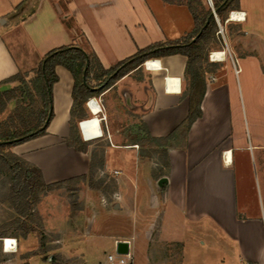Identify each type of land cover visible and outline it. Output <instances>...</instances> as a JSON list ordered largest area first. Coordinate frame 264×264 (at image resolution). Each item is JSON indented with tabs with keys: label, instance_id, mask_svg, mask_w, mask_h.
<instances>
[{
	"label": "crops",
	"instance_id": "1",
	"mask_svg": "<svg viewBox=\"0 0 264 264\" xmlns=\"http://www.w3.org/2000/svg\"><path fill=\"white\" fill-rule=\"evenodd\" d=\"M233 11L240 18L230 20ZM228 12L226 21L238 30L228 34L226 49L212 51L223 52L221 59L211 57L220 69L208 78L203 71L200 115L176 131L167 147L168 165L140 153L139 138L124 145L115 143L110 131L103 138L108 143L102 167L113 162L121 168L114 173L112 193L120 229L103 222L86 225L82 234L59 222L61 235L43 253H33L39 247L36 230L0 233V264H63L69 258L112 264L106 254L119 240L127 243L134 264H264V0H238ZM193 28L186 5L163 0H0V83L36 68L52 48L81 45L79 33L108 68L139 48L180 39ZM155 60L152 68L147 60L142 64L143 78L126 74L89 97L101 100L96 103L101 125L105 114H130L139 137H164L184 122L190 109L188 96H182L187 57L175 53ZM54 71L53 116L45 134L10 147L38 167L46 183L87 174L92 157L90 149L66 144L74 81L63 65ZM84 109L94 114L87 104ZM76 133L91 140L78 122ZM244 156L250 158V175ZM215 228L229 240L217 257L209 256L219 244ZM3 237L15 238L16 249L5 250ZM165 247H176L177 255L165 254ZM203 248L210 258L199 254Z\"/></svg>",
	"mask_w": 264,
	"mask_h": 264
},
{
	"label": "rangeland",
	"instance_id": "2",
	"mask_svg": "<svg viewBox=\"0 0 264 264\" xmlns=\"http://www.w3.org/2000/svg\"><path fill=\"white\" fill-rule=\"evenodd\" d=\"M203 2L209 5L208 0H203ZM31 6L32 3H30V7ZM228 13L229 12H225L221 19L216 16L223 27L226 39H228V34H231L232 31L236 33L238 30L233 22L226 21ZM216 28L217 30L213 28L199 44V49L197 50L198 58L190 74V81L193 80L195 68L200 70L203 75V71L207 70L208 73L205 75L207 78L220 69L216 61L213 64L210 58L212 51L226 49L223 37L217 32V21ZM79 37L81 39V46L89 50L87 42L80 33ZM212 56L213 54H211V57ZM33 70H35V68L30 71H21L17 79L0 83V134L16 130V128L21 125V120H28L36 116L39 109L40 96L36 89ZM131 75L134 78H143V69L134 71ZM202 82L203 81H200V84L198 83L199 85L194 89L195 97H197L200 91ZM187 83H189V81ZM187 91H190L189 87ZM85 104L83 106H85ZM120 107H122V110H125L123 106ZM119 109L117 111H119ZM85 115L87 118L92 116L88 113ZM86 117L85 119H87ZM134 122V118H132L130 114H107V118L105 114V119L102 121L101 125L103 135L86 141L87 149H90L92 153L89 171L87 174H84L86 177H73V179L70 178L54 182L51 183L52 185L50 187L40 190L37 202L35 204L33 203V208L27 212V215L23 219L16 213L15 209L9 206L8 202L3 201V198L8 194L9 175L3 170H0V233H25L20 225L23 221L26 225L36 229L39 244L41 243L43 250L47 251V249L54 245V243H51V240L61 235V233L57 231L59 227H61V225L58 224L59 222L66 224V226L73 227L74 229H79L78 233L82 234L86 233V230H84L86 225L96 223L102 225L103 222L105 223V228L113 226L115 229L119 230L123 222H120L116 213L113 212L112 202L116 200V198L112 193L117 187V179L114 171L121 168L113 162L106 167H102L104 147L106 143H108V141L103 138L104 136L107 137L108 131H110L112 140L122 145L135 138L141 140L145 139V134H140L141 136L139 137L137 131L133 129L132 124H134ZM137 146V150L143 153L147 159L158 160L164 165V158L160 152V147L147 141H141ZM7 149L9 148L5 147L4 150ZM241 160H243L245 174L250 175V158L247 160V157L244 156ZM251 168L252 172L255 174L256 172L252 162ZM103 199L108 202L107 205H104ZM61 215H63V217H61ZM108 223H111L112 226H109ZM215 230V235L217 236L219 244L211 248L212 250L209 256L214 255L217 257L225 252L224 244L229 240L226 234L219 228H215ZM99 231H102V228ZM39 233H41V235ZM234 244L235 242L233 241V245ZM163 250H165V254L171 253L174 254V256L178 253L176 247H165ZM207 252L208 251H205L203 248L200 250L199 254H207V257H209ZM62 263L78 264L73 258L65 259Z\"/></svg>",
	"mask_w": 264,
	"mask_h": 264
},
{
	"label": "trees",
	"instance_id": "3",
	"mask_svg": "<svg viewBox=\"0 0 264 264\" xmlns=\"http://www.w3.org/2000/svg\"><path fill=\"white\" fill-rule=\"evenodd\" d=\"M163 1L187 6L194 24L190 34L180 39L155 42L139 48L135 53L119 60L108 68H104L101 65L90 49L86 50L75 43L52 48L41 57L38 66L33 70L36 89L40 96V104L36 116L28 120H21V125L16 130L0 134V170L9 175L8 194L3 198V201L8 202L9 206L15 209L20 218L23 219L27 212L33 208V203L35 204L38 200L39 191L50 187L52 184L44 181L38 167L30 164L9 149L12 145L45 134L46 127L53 116L52 85L57 80L54 67L58 64L63 65L70 71L74 81L72 89L73 102L69 120L70 133L66 138V144L75 150L84 152L87 150V143L82 140L80 135H77L76 127L77 122L86 117L83 105L96 90L108 87L122 76L142 69L141 66L146 60L175 53L185 55L187 62L184 75L189 83H186L187 86L182 91V96H188L190 102V109L186 119L164 137H152L149 133H146L145 139H139L140 142L147 141L160 147L164 165H168L167 147L169 142L174 140L176 131L180 128L187 129L192 121L200 115L199 101L204 92V77L202 72L195 68L193 80L190 81L189 79L198 58L197 50L200 42L205 39L213 28L217 30L215 15L212 10L221 19L225 12L238 7V0H211L212 6L203 2V0ZM18 77L19 73L3 82L15 80ZM200 81L203 82L197 97H195L194 89L200 84ZM188 87L190 91H187ZM5 147L9 149L4 150ZM77 177L85 178L86 175L83 174ZM20 225L25 232L23 233L24 235L30 230H36L32 226L26 225L23 221ZM39 234L41 235V233ZM43 252L45 250H43L40 243L38 249L33 253Z\"/></svg>",
	"mask_w": 264,
	"mask_h": 264
},
{
	"label": "bare ground",
	"instance_id": "4",
	"mask_svg": "<svg viewBox=\"0 0 264 264\" xmlns=\"http://www.w3.org/2000/svg\"><path fill=\"white\" fill-rule=\"evenodd\" d=\"M237 18H240V14L233 11L230 14V20H237ZM213 53V52H212ZM222 51H217L216 53L213 54L214 58H218L221 59L222 58ZM213 58V59H214ZM158 65V60L155 59H150L147 60L146 62V66L148 68H152L153 66H157ZM171 80V78H170ZM89 106L91 107V110L93 111L94 114H92L91 117L81 120V129L83 132V136L86 139H92V138H96L99 136H102V131H101V117L99 118L98 115L96 114L98 111H100V106L96 104L95 100L92 99L89 101ZM15 240L14 238H6L5 237V250L10 251V248L13 247V245H11V243H13Z\"/></svg>",
	"mask_w": 264,
	"mask_h": 264
},
{
	"label": "built area",
	"instance_id": "5",
	"mask_svg": "<svg viewBox=\"0 0 264 264\" xmlns=\"http://www.w3.org/2000/svg\"><path fill=\"white\" fill-rule=\"evenodd\" d=\"M216 16V15H215ZM216 21L218 23V33L221 34V36L223 37L224 43H226V37L224 35V30L223 27L221 26V24L219 23V20L216 17ZM226 45V44H225ZM212 54V52H211ZM211 54H210V58H211ZM233 66H234V70L235 72L237 71V66L235 64V62L232 60ZM94 99L96 103L101 104V100L97 99V98H88V100L86 101V104L89 106V101ZM81 120L78 122L79 127L81 129ZM82 132V129H81ZM83 134V132H82ZM84 137V136H83ZM136 146V144H135ZM115 174L118 173L117 170L114 171ZM2 239V243L4 244L3 246L5 247V237L1 238ZM14 242L11 243V245H13L12 248H10V250H15L16 249V239L14 238ZM106 259L109 263L112 264H134V260H133V255L131 254V252L127 249V251L125 253H118L116 250L112 253H108L106 256Z\"/></svg>",
	"mask_w": 264,
	"mask_h": 264
},
{
	"label": "water",
	"instance_id": "6",
	"mask_svg": "<svg viewBox=\"0 0 264 264\" xmlns=\"http://www.w3.org/2000/svg\"><path fill=\"white\" fill-rule=\"evenodd\" d=\"M208 1H209V5L212 6L211 0H208ZM212 12L214 15H216L214 10H212ZM160 181H165V178L162 177ZM116 251L118 253H125L127 251V243L125 241H121V240L117 241L116 242Z\"/></svg>",
	"mask_w": 264,
	"mask_h": 264
}]
</instances>
